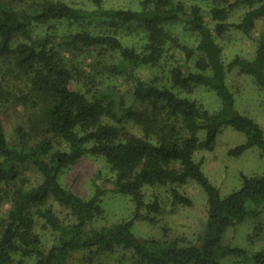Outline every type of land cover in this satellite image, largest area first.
<instances>
[{"label":"trees","instance_id":"16d2710c","mask_svg":"<svg viewBox=\"0 0 264 264\" xmlns=\"http://www.w3.org/2000/svg\"><path fill=\"white\" fill-rule=\"evenodd\" d=\"M92 1L94 8L86 9L63 0H0V63L9 65L22 84L13 92L0 80V203L11 204L0 215V264H17V254L36 257V264H70L78 252L118 250L132 252L140 264H222L227 258L264 264V247L252 253L225 243L231 228L264 208V173L243 175L242 185L223 195L195 158L199 150H215L221 132L232 127L246 141L229 153L240 156L255 148L264 161V129L238 109L228 82L229 73L238 70L252 76L264 93V32L254 58L237 56L229 64L218 41L233 26V12L241 8L248 10L235 26L252 36L257 20L264 17V0H195L212 4L214 27L200 5L188 6L183 0H143L138 10L110 9L103 0ZM99 19L116 30H93ZM62 21L82 29L40 31ZM176 22L198 34L196 47L168 27ZM129 37H140L143 43H126ZM144 66L163 71L144 80L138 75ZM106 78H121L126 90L119 85L100 89ZM76 80L84 81L86 91L73 87ZM198 87L216 93L218 111L186 95ZM11 110L19 122L8 130L5 117ZM129 124L138 126L143 136L129 130ZM58 143L67 147L58 148ZM89 154L112 165L115 190L135 203L131 220L88 229L103 212L102 191L84 199L62 184L61 175ZM23 163L38 169L40 183L28 185L21 177ZM190 181L208 197L200 243L140 240L136 222L154 223L162 210L159 197L147 201L145 188ZM173 197L175 204H192L176 188ZM54 202L69 210L72 220H62ZM39 220L56 235L50 249L36 230Z\"/></svg>","mask_w":264,"mask_h":264},{"label":"rangeland","instance_id":"374dc122","mask_svg":"<svg viewBox=\"0 0 264 264\" xmlns=\"http://www.w3.org/2000/svg\"><path fill=\"white\" fill-rule=\"evenodd\" d=\"M79 8L93 9L92 0H63ZM104 5L110 9L138 10L143 0H103ZM188 6L200 5L204 11V18L211 24L209 15L212 4L210 2H200L195 0H183ZM248 9L241 8L233 12L229 22L233 24L231 29L222 37L218 38L223 47V58L229 64L237 56L252 59L256 56L258 39L264 32V17L257 20V27L252 36L245 35L235 24L242 21ZM105 20H96L91 28L104 32L106 27L112 31L116 30L115 25L105 24ZM43 27L40 31L47 33L53 31V27L60 33H71L82 29V25L70 21L54 22L52 25ZM172 31L178 35L182 41L191 46H197L199 36L197 33L188 30L181 22L168 25ZM54 29V30H55ZM109 30V29H108ZM140 37L125 38L126 43L142 44ZM92 61L91 57L87 60ZM167 64H165L166 66ZM89 72L91 68L86 66ZM163 69V68H162ZM162 69L144 66L139 68L138 75L149 80L157 74H161ZM17 75L10 71L9 65L0 63V80L4 79L5 84L12 88L13 92H18L17 86H22ZM228 82L237 97L238 109L245 115L252 117L259 122L264 129V93L260 90L252 76L240 74L238 70L229 73ZM84 81L76 80L73 87L86 91ZM119 85L121 90H126L127 84L121 78H106L101 80L98 87L100 89L111 88ZM20 93V92H19ZM192 99H196L205 108L216 112L221 107V101L214 91L208 88L198 87L192 93H186ZM129 99L132 101L131 97ZM18 114L11 110L10 117H5L8 130L18 124ZM129 130L143 136L138 126L129 124ZM246 136L232 127L225 128L218 139L215 150H199L196 153V160L202 167L211 181L221 190L223 195H228L238 189L243 183V175H260L264 173V161L259 150L251 148L240 156L231 155V149L245 143ZM58 148H66V144L57 145ZM21 177L27 179L28 185H37L42 176L38 169L30 163H23L21 166ZM115 171L112 165L102 156L86 155L77 164L67 167L61 175L62 184L72 192L84 199L92 198L98 190L102 191L101 206L103 212L98 215L90 224L88 229H100L109 227L121 222L129 221L135 213V203L128 195L118 193L115 190L113 179ZM178 189L182 194L191 199V205L175 204L173 189ZM146 199L153 202L157 197L162 202V210L156 214V222L147 220L136 222L134 231L137 237L144 240L177 241L181 245L199 244L204 234L208 220V197L205 190L195 181H190L182 185H168L162 187L145 188ZM56 212L62 220L68 222L72 220L69 210L53 203ZM11 209L9 201L0 203V215L4 216ZM260 214L249 218L243 223L231 228L225 237V243L232 247L244 248L250 252H257L264 247V208H260ZM44 240V246L50 249L56 242V235L49 228L44 227V222L39 220L36 226ZM17 264H36V257H23L17 254ZM70 264H140L132 252L118 250L116 252L103 253L100 251H86L75 253ZM222 264H249L237 258H227Z\"/></svg>","mask_w":264,"mask_h":264}]
</instances>
